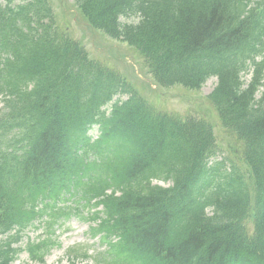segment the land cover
I'll use <instances>...</instances> for the list:
<instances>
[{
	"label": "trees",
	"instance_id": "1",
	"mask_svg": "<svg viewBox=\"0 0 264 264\" xmlns=\"http://www.w3.org/2000/svg\"><path fill=\"white\" fill-rule=\"evenodd\" d=\"M80 3L95 27L123 37L137 48L161 85L198 88L211 75H217L214 101L222 121L244 137L249 148L261 147L264 161V96L260 101L254 99L260 77L255 74L254 81L242 89L240 76L256 57L264 59V0ZM136 7L143 9L142 25L121 28L119 16ZM47 13L42 0L10 12L0 8V54L6 56L0 81L13 90L36 83V101L28 97L26 102L40 120L39 133L34 147L19 162V169L29 172L31 179L34 172L40 173L58 187L70 177L67 146L71 137L87 120L94 121L103 99L113 90L100 73L87 72V63L79 68L81 60L72 47L55 44L51 25L44 22H53V16L42 17ZM128 107L129 125L138 138L134 164L141 167L152 161L163 164L166 171L174 167L177 191L170 198L156 197L145 189L126 192L115 204L121 212L133 207L137 213L127 219L123 229L161 264H264V199L257 201V230L253 236L242 226L248 210L244 194L231 199L228 207L215 200L212 216L204 213L203 207L185 215L184 208L197 197L198 177L189 159L184 158L183 164L177 161L186 153L187 144L198 154L212 152L211 130L196 122L189 126L186 144L166 118L153 116L137 103L131 102ZM249 156L252 160L253 155ZM26 180L25 176L21 179L17 191ZM40 188L42 185L35 184L34 193ZM220 192L221 188L213 199H219ZM120 226L121 220L114 230Z\"/></svg>",
	"mask_w": 264,
	"mask_h": 264
},
{
	"label": "rangeland",
	"instance_id": "2",
	"mask_svg": "<svg viewBox=\"0 0 264 264\" xmlns=\"http://www.w3.org/2000/svg\"><path fill=\"white\" fill-rule=\"evenodd\" d=\"M57 11V18L59 24L70 26L75 29L81 26L85 33L86 46L91 58L108 63L109 65H116L123 73L126 71L128 80L136 90L146 97L154 105H159L160 108L180 113H207L206 117L215 121L214 109L208 102L207 97L212 92L215 86V80L209 81L200 91H189L180 87L163 89L154 87L153 82L148 75L139 71L137 65L131 60V53L128 45L125 43L115 41L106 37L103 33L87 28L84 25L83 17L79 13L75 5V0H52ZM77 24V25H76ZM80 24V25H79ZM80 27V28H81ZM79 34H77V37ZM136 69H134V67ZM136 70V72H135ZM211 106V110L207 107ZM218 132V128H217ZM219 138L221 140V147L223 148L224 156H228V149L226 146V137L223 131H219ZM234 161L238 162L237 157L230 154ZM39 234V233H38ZM37 234V235H38ZM61 247L55 248L50 253L48 264H68L66 261L61 262L59 257H62L65 252L78 246H90V254L95 255L102 250L97 240H90L88 235V224L77 219H72L57 233ZM37 235H31L33 239H37ZM16 264H31L27 256L23 254ZM78 264H94V261H80Z\"/></svg>",
	"mask_w": 264,
	"mask_h": 264
}]
</instances>
